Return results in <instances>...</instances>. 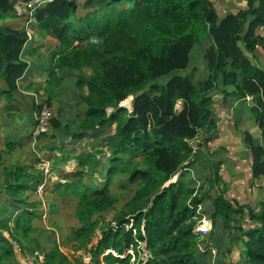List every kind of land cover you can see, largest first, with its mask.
I'll return each instance as SVG.
<instances>
[{
	"label": "trees",
	"instance_id": "1",
	"mask_svg": "<svg viewBox=\"0 0 264 264\" xmlns=\"http://www.w3.org/2000/svg\"><path fill=\"white\" fill-rule=\"evenodd\" d=\"M78 10L72 0H51L31 15L37 30L56 45L48 83L58 86L63 77L75 78L73 98L83 106L74 131L61 128L62 136L49 137L61 141L60 152L67 159L71 156L69 145L78 147L77 170L65 174L66 182L53 187L60 196L69 195L77 201L74 219L78 227L73 237L79 242L78 250H88L94 238L96 223L90 217L115 202L111 198L115 178L123 174L127 183L138 182L139 186L126 215L132 220L135 235L125 228L129 219L120 218L115 227L101 232L89 260H75L73 264H131L128 250L133 251L136 264H209L210 245L217 256L229 255L238 242L241 264H264V199L258 214L248 211L250 226L237 227L235 243L223 241V236H234L231 223L243 209L219 194L211 201L209 222L214 232L199 242L194 229L200 217L197 207L203 200L184 181L193 164L194 149L189 141L200 140V146L216 138L210 94L219 84L225 95L240 102L247 97L255 100L248 111L264 144V70L253 66L240 47L250 53L263 42L255 31L264 24V0H247L245 9L222 20L217 19L212 0H83L82 14ZM11 11V0H0V18ZM26 41L24 32L0 27V97L7 105L27 69L20 58ZM202 41L208 44L203 54L207 77L194 83L184 72L191 52ZM165 77L169 78L162 82ZM227 87L233 89L228 92ZM128 97L132 98L129 111L122 107ZM178 99L182 102L176 112ZM29 102L19 101L16 107L31 105L29 118L35 126L31 115L36 106ZM67 104L58 102L59 107ZM6 113L8 121L18 122V110L7 109ZM106 129L110 133L102 138L101 146L93 144L91 141ZM28 138L32 140V136ZM83 142L89 143V150ZM249 147L253 176L264 175V147ZM102 154L106 155L104 163L97 160ZM184 163L183 172L172 181ZM101 167L103 172L97 170ZM217 169L216 165L211 174L213 183L218 181ZM21 171L13 174V181L0 192L5 196L0 202L15 208L23 205L14 221L16 230L35 216L26 203L27 193L35 186H29L28 177ZM94 175L102 176V181ZM141 242L149 254L145 262L139 259ZM201 244L203 252L199 250ZM0 264H19L9 240L1 234ZM42 264L71 263L52 247L44 253Z\"/></svg>",
	"mask_w": 264,
	"mask_h": 264
},
{
	"label": "rangeland",
	"instance_id": "2",
	"mask_svg": "<svg viewBox=\"0 0 264 264\" xmlns=\"http://www.w3.org/2000/svg\"><path fill=\"white\" fill-rule=\"evenodd\" d=\"M72 1L79 9V14H82L81 5L83 0ZM32 2L33 0L29 1V3L23 0H11L12 11L0 18V27L2 29L11 28L26 34L27 41L20 55L21 60L24 61L25 59L24 50L26 45L29 43L32 45L33 42H36V44L42 45L39 51L42 58H38V61L42 62V60L46 61L50 59L53 62V54L56 52L55 42L49 40L33 24L32 13L30 14V11L36 4ZM237 4L240 7L246 6L243 0H238ZM29 5L30 7H28ZM261 27L255 31V35L259 36L263 42L256 46L253 52H246L243 46L240 45V47L253 66L264 70V38L261 35ZM207 47L208 44L202 41L190 54V64L184 75L191 82L198 83L207 77V70L203 61V54ZM39 76L38 74L37 77ZM167 78L169 77L163 78L162 82ZM40 79L41 81H36L35 86L31 87L34 90L33 94L36 95L39 103H46L52 110V119L49 127L46 133L42 134L44 137L40 140L36 139L35 142L28 138V136H34L35 132V126L31 118L32 124L30 129L24 130L26 120L30 117L32 111L31 105H27L26 107L19 106L21 110L18 114V124L13 125L15 126L13 130L7 128L11 133H5L2 128V125H4L3 119H0V192H3L9 183L13 181L12 175L17 173L18 170H22V174L28 177L29 186H35L34 190L27 193L26 203L30 204V209L24 206L25 209H29L35 216L25 221L23 229L16 230L14 221L19 216L23 205L15 208L11 205L8 206L7 202H0V234L9 240L14 253V259L19 264H42L44 253L52 247H57L71 264L75 260L80 259L85 262L92 257L96 249V241L101 238L103 230L108 227H114L120 218L130 219L129 216H126L129 215L132 209L129 201L139 184L138 182L127 183L126 177L123 174L115 178V185L111 189V198L115 202L105 211L90 217V221L96 223L94 238L89 243L88 250H78L79 242L73 237V231L78 227L74 219L77 201L69 195L60 196L53 189L56 183L66 182L64 179L65 174L73 173L77 170L75 156L78 147L76 145H69L68 150H71V156L69 157L68 155L67 159V156H62L60 152L62 148L61 141L59 143L55 139L50 140L49 137L62 136V134H59L61 128L74 131L76 118L82 117L83 106L79 104V99H74L66 93L62 97L63 99H60L64 100L65 103L68 102V104L64 107H59L55 98H58L66 91V88L58 90L61 94L58 93L52 96V94L48 93L49 83L48 79L46 80V76L44 78H34V80ZM27 82L31 85L34 83L32 81L30 83L29 80ZM74 82L75 78L71 79L70 83L66 81L67 87H72ZM23 87V84H21L20 89L22 90ZM51 87L55 88L54 86ZM222 89L219 84L217 90L212 91L210 94L213 99L211 105L213 120L216 123V131L213 135H216V138L200 146L197 145L200 140L193 139L189 141V145L194 149L190 159V161H193V164L185 173L184 181L195 188L197 194L203 200V203L197 207V212L200 213V217L198 218L200 223L209 221L210 215L213 212L211 201L219 194L243 209L241 214H235L236 222L231 223V227H234L231 235L234 234V236L227 237L225 234L223 236V241L228 239L237 243V236L239 235L237 227L242 226L243 228H247L250 226L247 218L248 211L251 210L253 213L258 214L260 202L264 199V175L253 176V158L249 147L251 144L264 147V144L261 131L258 129L253 115L248 111L249 107L255 106V100L247 97L240 102L241 100L239 101L237 97L229 94L225 95V91H222ZM231 89L233 88L227 87L226 90L230 92ZM19 96L26 97L29 101L33 99L29 94L19 95L13 93L11 103L18 105L19 101H27L25 98L21 100ZM131 100L132 98L128 97L123 104L129 107ZM179 101L182 102L181 100ZM0 103L4 104L1 97ZM32 103L29 102V104ZM36 110L37 108H35L34 112ZM12 111H15V109H12ZM34 112L31 115L33 116V121ZM59 119L62 121L59 122ZM12 133H15L14 136H18V141L15 140V137H12ZM109 133L110 129H106L104 133L99 135L100 137L91 142L100 147L102 138ZM67 142L69 143L68 139ZM88 144L87 142L82 143L83 147L89 150L90 146L86 147ZM44 146L50 147L41 149ZM105 158L106 155L102 154L98 156L97 160L100 163H104ZM262 160H264V157H262ZM185 164L177 169L172 181H175L177 176L183 172L182 167ZM216 165L218 166L216 175L218 181L213 183L211 174ZM97 170L103 172L102 167ZM45 171L47 172L45 173ZM44 177L47 180L46 187L42 192L38 193L37 187ZM94 177L102 181V176L94 175ZM37 181L39 182L37 183ZM116 182L119 183L117 184ZM4 199L5 196L1 195L0 201ZM127 227H129V222L127 223ZM127 227L125 226V228ZM208 231L207 234L198 239L199 242L205 241L206 237L214 232L212 229ZM236 245L235 256L228 257L233 264H241L239 242ZM199 247L200 250L202 248L205 251L202 244ZM141 248V246L138 248L140 259L142 258L143 251V248L142 251ZM211 250H215V248L210 245L208 252H210L211 257L206 259L209 261V264H224L223 262L225 261L223 259L225 257L228 258V254L218 253L217 256V253H215L216 258H218L216 261ZM35 253H38L40 258ZM106 254L107 252L104 255ZM114 255L117 256L116 254ZM102 256L99 257L100 260ZM130 263L136 264L133 256ZM225 263L227 264V262Z\"/></svg>",
	"mask_w": 264,
	"mask_h": 264
},
{
	"label": "crops",
	"instance_id": "3",
	"mask_svg": "<svg viewBox=\"0 0 264 264\" xmlns=\"http://www.w3.org/2000/svg\"><path fill=\"white\" fill-rule=\"evenodd\" d=\"M212 1H213V6H214L218 20L224 19L226 17V15H228V14L235 15L239 11L246 8V6L240 7V5L237 4L238 0H212ZM243 1L245 3L247 2V0H243ZM238 6H239V9H238ZM41 47H42V45L36 44V42H33L32 45L30 43L26 45L25 50H24V54H25L24 61L27 64V69H26L25 73L23 74V76L20 78V80L17 82L16 94H19V95L29 94L32 97L34 90L31 87L35 86L36 81H41V79L40 80H34V78L35 79L39 78V77L44 78V76H46V80L48 79L49 70L52 66V64H51L52 62L50 59L46 60V61L41 59L42 62L38 61V58H42V57H40V53H39V51L41 50ZM35 49H36V51H35ZM34 54H36V55H34ZM38 74L40 75L39 77H37ZM71 79H73V78L70 76L69 77H63V80L60 82V84L58 86H54L55 88H52L50 86L51 84L48 85V89H49L48 93L52 94V96H55L58 93L61 94L58 90H60L61 88H66V91H64L58 98H55V101L57 103L61 99H63L62 97L66 93H68V95H70L71 97H74V91H73V85L74 84L72 85V87H67L68 85L66 84V81H68L70 83ZM27 80H29L30 83H31V81L34 83L31 85L27 82ZM21 84H23V86L26 88L23 87V89L21 90L20 89ZM19 98H21V100H24V98H25L27 101H29L26 97H23V96H19ZM31 100H33V99H31ZM16 106L17 105H14L12 103L7 105L6 101H4V104L0 103V119L1 118L3 119L4 125H2V128L4 129L5 133L6 132L11 133L10 130L14 129L13 126L8 127L9 126L8 124H10V125H17L18 124L15 121H8V118L6 117L7 109H10L11 111H12V109H15V110H18V114L20 113L21 109L19 107L17 108ZM17 118H19V117H17ZM30 126H31V121H30V118L28 117L26 120V123H25L24 130L30 129ZM7 128H10V130H8ZM15 133H12L11 135H12V137H15L16 141H18L19 140L18 136H14ZM236 246L237 245H233L232 252L229 255H227V257L228 256L231 257L232 255L235 256ZM201 250H202V248H201ZM201 250H200V252L203 251V250L202 251ZM240 252H241V247L239 248V254H240ZM211 253L213 254V257L215 258L216 257L215 253H217L216 250H211ZM229 257L228 258L225 257V259H223L225 262H227V264H231L229 262ZM217 260H218V258H216V261ZM225 262H223V263L226 264Z\"/></svg>",
	"mask_w": 264,
	"mask_h": 264
},
{
	"label": "built area",
	"instance_id": "4",
	"mask_svg": "<svg viewBox=\"0 0 264 264\" xmlns=\"http://www.w3.org/2000/svg\"><path fill=\"white\" fill-rule=\"evenodd\" d=\"M50 1L51 0H33L32 3H35L36 5L34 7H32L30 14L33 12V10L35 8L39 7L40 5H42L44 3H48ZM27 3H29V2H27ZM28 7H30V5ZM260 30H261V35L264 38V24L262 25ZM32 97H33V102L37 108V110L34 112L35 132H34V136H32V140H34V142H35L36 138L39 135L46 133V131L49 127L50 121L52 119V110L50 109V107L46 103H43V104L39 103L36 95L33 94ZM179 105H181V102L179 100H176L175 105H174V111L178 112L180 110ZM122 107L127 109V111H129V107L125 106L124 104L122 105ZM46 172L47 171H45V173ZM46 183H47V180H46V177H44L43 180L40 182V184L37 187L38 193L42 192L45 189ZM126 227H127V225H126ZM127 229H131V231L135 235L136 229L133 227L132 220H130V219H129V227H127ZM210 229H211V225H210L209 221H207L205 223L199 222L194 229V233L200 238V237L204 236L205 234H207L209 232L208 230H210ZM139 246H141L143 248V251L141 248L142 258L141 259L139 258V259L142 260L143 262H145L149 258V254L145 250V243L141 242V243H139ZM127 254L131 255V258H132V256L134 257L132 250H128ZM35 255H37L40 258L38 253H35ZM118 257H120V256H118ZM229 262L231 264L233 263L231 260H229Z\"/></svg>",
	"mask_w": 264,
	"mask_h": 264
}]
</instances>
